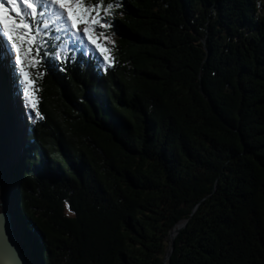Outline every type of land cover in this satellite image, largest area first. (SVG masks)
<instances>
[{"label":"trees","instance_id":"trees-1","mask_svg":"<svg viewBox=\"0 0 264 264\" xmlns=\"http://www.w3.org/2000/svg\"><path fill=\"white\" fill-rule=\"evenodd\" d=\"M34 2L61 53L10 171L35 264H165L186 220L170 264H264V0H125L106 75Z\"/></svg>","mask_w":264,"mask_h":264},{"label":"snow or ice","instance_id":"snow-or-ice-1","mask_svg":"<svg viewBox=\"0 0 264 264\" xmlns=\"http://www.w3.org/2000/svg\"><path fill=\"white\" fill-rule=\"evenodd\" d=\"M38 2L58 6L66 13L67 20L71 22V29L75 30V35L71 37L72 43L69 45L73 51L78 48L80 55L83 56L86 54V46L90 45L100 57L99 67L102 74L106 75L108 71L114 70L118 58L108 45L115 44L117 32L114 17L122 14L125 0H87V3L86 0H38ZM24 8L30 11L25 13ZM40 15L42 13L38 12L34 0H0V37L4 38V48L10 57L12 74L19 86L18 95L23 99L25 115L31 126H34L37 120L46 119L40 106L36 84L37 79L42 78L39 70L42 65L47 64L45 57L49 60L53 57L59 60L61 57L52 41L47 39V33L40 39L41 27L45 30L49 27L46 21L37 19ZM32 21H36L35 27ZM66 59L72 60V56ZM59 71L63 72L65 68L60 67ZM3 195V184L0 182V202H3ZM3 218L4 213L0 211V219ZM0 243H3L13 255L17 264H25L16 248L10 244L7 235L0 238Z\"/></svg>","mask_w":264,"mask_h":264},{"label":"water","instance_id":"water-1","mask_svg":"<svg viewBox=\"0 0 264 264\" xmlns=\"http://www.w3.org/2000/svg\"><path fill=\"white\" fill-rule=\"evenodd\" d=\"M29 121L25 115L23 101L14 93H11L4 80V70L0 63V171H2L1 182L5 189V197L2 203L4 218L0 219V232L4 237L7 235L10 244L16 248L20 258L25 264H35L36 260L31 250L26 247L29 244L24 234L20 231L15 200L13 198V180L6 173L5 168L10 163L9 153H13L15 164L18 163L25 147L28 144ZM11 168L12 165H11ZM7 174V176H6ZM198 207L194 210L196 212ZM188 220L178 224L170 235V246L165 258V264H170L171 257L175 251L176 238ZM0 264H17L13 255L5 246L0 244Z\"/></svg>","mask_w":264,"mask_h":264},{"label":"rangeland","instance_id":"rangeland-1","mask_svg":"<svg viewBox=\"0 0 264 264\" xmlns=\"http://www.w3.org/2000/svg\"><path fill=\"white\" fill-rule=\"evenodd\" d=\"M6 7H8V5H6ZM55 15L58 17L59 21H63L64 18L67 17L66 13H64L62 10H60L59 7H58V11L55 13ZM72 34L74 36L75 32L72 33ZM65 49H66L65 46H63L61 48V50H65ZM9 157H10V163L8 162V165L5 168V171H6L7 174H9V171L14 170V166H15V160H14L13 153H9ZM11 165H12L13 168H11ZM7 174H6V176H7Z\"/></svg>","mask_w":264,"mask_h":264},{"label":"flooded vegetation","instance_id":"flooded-vegetation-1","mask_svg":"<svg viewBox=\"0 0 264 264\" xmlns=\"http://www.w3.org/2000/svg\"><path fill=\"white\" fill-rule=\"evenodd\" d=\"M3 192H4V195H3V201L7 198L5 197V189L3 188ZM2 203L3 202H0V210L2 209Z\"/></svg>","mask_w":264,"mask_h":264},{"label":"bare ground","instance_id":"bare-ground-1","mask_svg":"<svg viewBox=\"0 0 264 264\" xmlns=\"http://www.w3.org/2000/svg\"><path fill=\"white\" fill-rule=\"evenodd\" d=\"M2 171H0V182H1V178H2ZM0 238H3V236L1 235V232H0ZM0 244H2L3 245V243H0ZM4 246V245H3Z\"/></svg>","mask_w":264,"mask_h":264}]
</instances>
